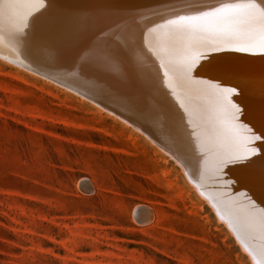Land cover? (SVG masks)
I'll use <instances>...</instances> for the list:
<instances>
[{
    "label": "rangeland",
    "instance_id": "374dc122",
    "mask_svg": "<svg viewBox=\"0 0 264 264\" xmlns=\"http://www.w3.org/2000/svg\"><path fill=\"white\" fill-rule=\"evenodd\" d=\"M14 46L26 66L0 57V264H264L250 222L231 227L199 191L219 176L211 150L152 125L162 100L99 74L79 41Z\"/></svg>",
    "mask_w": 264,
    "mask_h": 264
},
{
    "label": "bare ground",
    "instance_id": "6f19581e",
    "mask_svg": "<svg viewBox=\"0 0 264 264\" xmlns=\"http://www.w3.org/2000/svg\"><path fill=\"white\" fill-rule=\"evenodd\" d=\"M62 40L169 107L150 106L152 125L164 119L188 146L211 150L219 176L198 182L200 193L264 245V0H0V57L25 65L15 44Z\"/></svg>",
    "mask_w": 264,
    "mask_h": 264
},
{
    "label": "water",
    "instance_id": "95a60500",
    "mask_svg": "<svg viewBox=\"0 0 264 264\" xmlns=\"http://www.w3.org/2000/svg\"><path fill=\"white\" fill-rule=\"evenodd\" d=\"M112 102H115V104L122 105V103H121V102H119L118 100H113V99H112Z\"/></svg>",
    "mask_w": 264,
    "mask_h": 264
},
{
    "label": "snow or ice",
    "instance_id": "6c2138e0",
    "mask_svg": "<svg viewBox=\"0 0 264 264\" xmlns=\"http://www.w3.org/2000/svg\"><path fill=\"white\" fill-rule=\"evenodd\" d=\"M224 7H225V8H228V7H232V6H230V5H225ZM216 11H220V10L217 9Z\"/></svg>",
    "mask_w": 264,
    "mask_h": 264
}]
</instances>
